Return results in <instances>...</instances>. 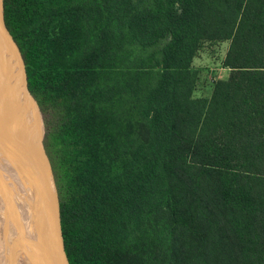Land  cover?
<instances>
[{
	"label": "trees",
	"instance_id": "obj_1",
	"mask_svg": "<svg viewBox=\"0 0 264 264\" xmlns=\"http://www.w3.org/2000/svg\"><path fill=\"white\" fill-rule=\"evenodd\" d=\"M69 264H264V0H4ZM227 78L195 97L206 42Z\"/></svg>",
	"mask_w": 264,
	"mask_h": 264
},
{
	"label": "water",
	"instance_id": "obj_2",
	"mask_svg": "<svg viewBox=\"0 0 264 264\" xmlns=\"http://www.w3.org/2000/svg\"><path fill=\"white\" fill-rule=\"evenodd\" d=\"M2 67L8 70L6 79L13 89L14 104L22 115L20 138L28 141L31 150L28 161L29 182L21 195H25L23 199L31 213L40 217L42 241L49 252L47 264H69L61 227L59 193L51 160L44 145L43 116L37 99L28 87L21 51L5 23L4 0H0V68Z\"/></svg>",
	"mask_w": 264,
	"mask_h": 264
},
{
	"label": "bare ground",
	"instance_id": "obj_3",
	"mask_svg": "<svg viewBox=\"0 0 264 264\" xmlns=\"http://www.w3.org/2000/svg\"><path fill=\"white\" fill-rule=\"evenodd\" d=\"M7 72V68H0V240L5 246L10 244L9 241H24V244H16L18 252L23 253L25 249V259L31 264H47L49 252L42 241L40 217L31 213L24 202L25 195H21L29 182L31 150L28 141L20 138L22 115L14 104L13 89L6 79ZM5 260L12 262L4 258L3 253L0 264Z\"/></svg>",
	"mask_w": 264,
	"mask_h": 264
},
{
	"label": "rangeland",
	"instance_id": "obj_4",
	"mask_svg": "<svg viewBox=\"0 0 264 264\" xmlns=\"http://www.w3.org/2000/svg\"><path fill=\"white\" fill-rule=\"evenodd\" d=\"M228 44V41L220 43L206 42L203 44V48H201V51L195 58L194 62V66L200 71V82L197 84V88L194 92L195 97H209L213 91L215 82L219 79L227 78L229 75L230 69L223 65V59L225 57ZM40 108L46 134L48 129L54 128L62 121L65 111L63 106L57 104H45L44 106H40ZM10 206L12 207V205ZM15 208L23 212L20 207L15 206ZM1 240L0 256L4 253V258L12 261L8 262L5 260V262L3 261V264H31L30 261L25 259V249H23V253H21L20 251L18 252L16 248L17 243L20 242V244H24V241H9L10 244L5 246V244L1 243ZM2 248H4L3 252H1Z\"/></svg>",
	"mask_w": 264,
	"mask_h": 264
},
{
	"label": "crops",
	"instance_id": "obj_5",
	"mask_svg": "<svg viewBox=\"0 0 264 264\" xmlns=\"http://www.w3.org/2000/svg\"><path fill=\"white\" fill-rule=\"evenodd\" d=\"M198 55H199V54H198ZM194 62H195V59H194L193 63H194ZM199 82H200V81L198 80V83H199ZM198 83H197V84H198Z\"/></svg>",
	"mask_w": 264,
	"mask_h": 264
}]
</instances>
